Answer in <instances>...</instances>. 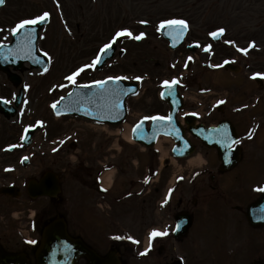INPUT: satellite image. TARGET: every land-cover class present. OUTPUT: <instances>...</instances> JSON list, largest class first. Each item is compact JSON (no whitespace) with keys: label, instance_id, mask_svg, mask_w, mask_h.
<instances>
[{"label":"rangeland","instance_id":"374dc122","mask_svg":"<svg viewBox=\"0 0 264 264\" xmlns=\"http://www.w3.org/2000/svg\"><path fill=\"white\" fill-rule=\"evenodd\" d=\"M207 1H209V5L205 6ZM59 5L57 7L56 0H10L9 4L0 13V17L2 16L7 22H10L12 17L17 19L32 17L45 10H50L51 13L50 22L42 32V38L39 42V49L50 54V68L45 74L36 71L24 73L25 83L30 85L31 88L26 93L23 105L19 108V119L14 117L8 120L0 116V144L15 141L17 138V144H21L19 138L24 127L32 125L38 120L50 123L47 129L56 135L63 132L68 134L67 132L76 127H82L84 130L77 131L73 137L69 136L67 143L58 152L54 149L50 150L52 145L44 142L45 137L43 135L36 137L37 144L35 147L26 148L23 146L18 151L17 156L19 154L23 155L24 150L34 152L36 155L33 154V168L28 171L26 169L22 170L24 166L16 162L14 168H17L18 175L12 174V178L16 175L14 180L17 182L27 181L28 177L32 175H36L35 177L38 179L41 173L46 170L55 171L56 173L60 171L62 191L56 200L39 198L34 200L33 204H30L31 199L24 192V188L22 189L24 194L19 200L0 196V216H4V218L22 216L26 221L29 215L27 208L34 207L37 210V217L52 218L60 214L67 220L71 233L81 234L85 233L83 231L84 226L86 228L91 226V223L88 222L89 213L94 208L95 203L98 202L105 206L102 212L104 224H108V220L112 219L120 222V224L112 226L92 225L93 227L90 231H87L88 233L107 234L111 231L133 232L142 235L146 228L154 229V225L159 224L158 218V221H156V212L152 210L154 208L153 199L162 196L172 175L202 166L203 159L197 158L201 152L203 153L201 148L198 149V155L196 154L187 161L174 162L165 158L162 164L166 166L167 170L163 169V175L161 176L163 181L159 185L153 184L154 187L150 195L141 196L142 198L146 197L145 201L142 198L129 197L125 201L117 202L114 199L115 196L122 197L128 189L133 190L132 188L142 186L140 182L136 184L134 181L140 180L141 175H144L145 172L144 165L141 163L138 167L133 161L134 158H131L133 154H129V150H123L122 155L115 161V164L119 167V183L114 184L112 194L108 195V199L100 198L92 187V182L99 168L97 160L103 156L110 145V141L104 139L105 134L103 133L102 138L96 143L98 134L87 128V125L82 121L64 118L56 120L52 104L59 101L72 88L73 84L66 80V76L71 75L74 70L83 65L90 64L98 47L107 42L116 30L124 27L129 28L134 35L143 32L146 36L140 41L132 38H124L119 41L116 44L114 58L107 61L100 71L92 68L85 69L76 78L77 83H85L94 79L99 80L107 76H127L130 80H136L135 77L137 76L143 77V80L140 81L142 85L140 96L129 99V109H133L136 115L138 113L151 114L157 110L166 109V106L162 105L158 97L164 80H171L175 76L180 77L183 81L182 90H188L189 95L200 99L202 95L199 93L202 91L200 87H205V109H208V106L215 99L217 101L225 100L223 112H214L215 119L229 116L234 119L243 133L245 132L244 134L247 137L243 142V145H245V160L258 162L259 165L262 164V161L264 162V94L254 91L257 89L256 85L247 79L251 70L232 75L228 71L214 68L211 65H218L223 55L219 56L218 54V57H216V45L209 54L212 59L205 58L204 51L205 43L210 42L207 32L219 25H225L229 30L228 38L230 37V41H235V45L239 48L244 47L249 39L256 42L257 47L250 51L255 55L251 56L248 53L247 56L252 57L249 58L250 62L253 61L251 63L255 61L264 68L263 57L260 58L262 60L256 61L260 56L257 50L262 49L264 54V1L59 0ZM208 6L209 9L205 10ZM174 15L185 16L193 23V27H191L187 36V43L194 40L202 43L203 49L201 47L196 55L191 54L185 46L172 52L168 47V41L162 37L159 31V23L162 19L175 17ZM141 20H147L149 23L141 24ZM230 50H227L226 54L231 53ZM190 56L193 57L192 62L195 65L193 67L197 70V74L193 78L190 76L191 73L186 74V68L184 67L185 63H189L187 58ZM213 58L215 60L212 64L210 61ZM244 61L247 62L245 59ZM249 90L254 91L252 96H249ZM208 91H212V94L207 95L206 92ZM221 96L225 97L221 98ZM226 96L228 97L226 98ZM257 97H260V100L254 105ZM209 109L215 108L209 106ZM252 128H255L256 131H253ZM249 133H252L251 139H249ZM74 139L78 142V146L72 149L68 143L74 141ZM161 143L165 147L171 144L164 139ZM38 148L40 149L35 151ZM154 152L148 150V154L146 153V155L151 156L150 160L156 158ZM140 157L145 159L147 156L143 154ZM241 163L235 171L224 175L218 180L219 189H212L210 187L212 182L209 178L204 177L194 187H186L190 185L189 183L183 185L178 191L177 198H175V205L178 198L182 196L181 192L185 194L187 202H191L195 197L198 202L204 203L208 207L215 206L214 203L222 202L225 204L224 218L229 219L222 222V229L219 232L228 235L226 245L227 248L233 251V254L225 255L223 259L221 255L214 252V249L206 251L209 245L218 246V240L210 232L204 230L202 232L204 241L201 242L199 248L200 255L205 254L203 264H248V260L253 258L248 253V246L245 245L244 238L241 236L235 237L233 234L235 230L233 227L238 223L239 215L235 214L231 206L235 203L247 202L250 197L248 193H244V189L248 185H253L251 183L246 186V181H249L247 173L243 172L246 170V164L243 161ZM257 164L249 169V174L252 176V172L255 173L254 177L260 180L261 178L256 176H263L264 169ZM19 171L26 173H20L23 178ZM6 180H2V182L6 183ZM254 181L256 180L254 179ZM157 187L162 189L157 191ZM106 205H110V208H106ZM79 209L83 212V218L80 219L77 215ZM214 209L217 212L222 211L219 208L214 207ZM80 223L83 225H80ZM200 225L201 228L198 230L204 229L205 218L201 220ZM8 229L5 228L3 231L6 232ZM8 237L9 234L7 233L6 238ZM262 239L255 242L258 247L255 254L264 258V241ZM15 242L9 244V246L15 247ZM238 250L240 251L239 254L235 252H239ZM134 264L153 263L135 262Z\"/></svg>","mask_w":264,"mask_h":264},{"label":"water","instance_id":"95a60500","mask_svg":"<svg viewBox=\"0 0 264 264\" xmlns=\"http://www.w3.org/2000/svg\"><path fill=\"white\" fill-rule=\"evenodd\" d=\"M180 42L181 39L176 43L179 44ZM18 66L21 68L23 65L20 63ZM108 87H119L123 90L134 91H128L126 95H122L120 97L123 106L119 110H116L112 107L111 99L96 95L99 92V89L95 86L87 89L83 87H75V89L71 92L72 95L68 94L67 97L60 101L59 109H63L64 107L65 109H63V112L118 124L124 119L126 114L125 98L128 94L136 93V86L120 81L118 84L110 82ZM81 94H83V96ZM3 110L7 116H10L11 113L15 112L14 109L9 108ZM175 113L176 110L172 109L171 115L173 118L175 117ZM110 117L116 118L113 119ZM174 123L175 119H173L172 123H169L168 121H154L149 130H146L144 124V136H140L139 140L151 145L157 134L172 133ZM217 147L220 148L219 143H217ZM228 148L229 147H225L222 144L221 149L223 152L219 149L221 157L230 152ZM235 152L236 154L234 155V158L226 160L230 162H225L223 168H231L237 164L241 156L240 148ZM44 182H46V180ZM39 190L41 193L44 191V193L55 194L59 188L58 186H55L51 190L49 187L45 186ZM260 207H264V194L259 201L250 206L248 216L252 218L251 213H253V209H259ZM83 254L91 257L92 252L81 242V240L71 238L67 233L65 221L61 218H57L44 228L41 244L37 251V264H77L79 256ZM92 260L93 264H113L110 261H104L99 258H92ZM0 264H29V262L23 255H7L0 253Z\"/></svg>","mask_w":264,"mask_h":264},{"label":"snow or ice","instance_id":"6c2138e0","mask_svg":"<svg viewBox=\"0 0 264 264\" xmlns=\"http://www.w3.org/2000/svg\"><path fill=\"white\" fill-rule=\"evenodd\" d=\"M5 0H0V5L4 4ZM56 4L57 7H59V0H56ZM50 13L45 11L40 15H37L35 18H30V19H23L20 22H18L15 27H13L11 29V32L15 35L17 33H20L22 30L29 28V26H35L38 24H43L45 21H47L50 18ZM62 15V13H61ZM141 24H148L149 21L147 20H141L140 21ZM189 22L185 19H165L163 21L160 22L159 28L161 30L168 28V29H172L176 32V36L174 38H181L186 34V31L189 29ZM0 31H2V29H0ZM35 29L33 28L31 31L29 32H25L24 36L17 41V45H16V51L13 52L11 49H9V53L8 55L10 56H20V55H24V56H31L33 59H35V43H34V39H33V35H34ZM226 32V29L221 27L215 31H212L209 33V35L213 38H220L222 37ZM172 31L169 32V35H172ZM146 36L145 33L141 32L138 35H134V33L127 28L121 29L117 32H115L112 40L109 43H106L103 45V47L99 50V54L96 56V58L90 63V64H86L83 65L82 67H80L79 69H77L75 72H73L71 75L66 76V80L70 81L73 85H75L77 83V77L85 71V69L88 68H95L97 65L103 63V56L107 54L108 51L111 50L113 44L116 43V41L120 38H132L136 41H140L142 39H144ZM227 43L229 44H235V41H227ZM257 47V44L255 41H251L249 43V45L247 47H240L238 48V51L241 52L244 55H248L249 51L251 49H254ZM212 49V45L208 44L204 47V51L205 52H209ZM43 55L45 57H48L49 59H51L50 54L48 52H44ZM5 59H8V56L4 57ZM188 61H192L193 57H188L187 58ZM40 62V61H37ZM225 63H228V61H225ZM212 67H221V65H211ZM174 67V65H173ZM185 68L188 67V64L185 63L184 65ZM45 72L48 71V68L45 67L44 69ZM261 75H264L262 73H255L254 77H259ZM129 79V77L127 76H109L106 79L103 80H95L92 82V84H84L82 85L83 88H90L95 86L97 89H99V92L96 95H99L101 97H105L108 99L112 100V107L116 110H119L120 108H122L123 104L122 101L120 100V97L122 95H126L128 91H134V90H123L120 89L119 87H108L109 83H115L118 84L121 80H127ZM136 80L141 81L143 80V77L141 76H137L135 77ZM180 79L179 78H172L171 80H164L163 81V87L165 89H167V92H161L160 95L161 97H164L165 95H173L175 93V87L176 85H178L180 83ZM26 87H28L26 85ZM69 95H72V93H69ZM83 96V94H81ZM64 98L61 97V100H63ZM60 101H56L52 104V108L56 109L58 104ZM10 103V101H9ZM218 104H224L226 103L225 100H219L217 102ZM60 113L57 112V115H59ZM91 114V113H89ZM110 118H116V117H110ZM173 116L172 115H153V116H146L143 117L133 128V132L137 135V136H142L143 132H144V121L145 120H151V121H168L169 123H172L173 121ZM39 124H43V121L38 122ZM32 127V126H29ZM27 131V130H26ZM215 133L220 135V142L225 146V147H230L232 144H236L238 143V141L233 140L231 138V136L228 133L227 128L225 127L224 129H215L214 130ZM252 138V133H249V139ZM25 139H27V136H25ZM14 147V146H13ZM179 179H183V177H180ZM259 191H264V188H259ZM105 191H107V189H105ZM165 203H167V201H165ZM257 213H258V218L264 220V207H260L259 209H257ZM179 225H177V230H179ZM169 233L167 231H163V230H159V229H154L153 231H151V233L149 234V240H150V244H149V248L151 247V242L154 241L156 238L158 237H164L167 236ZM129 239H131V237H129ZM137 243H139V241H136ZM34 243V241H33ZM149 251V249H145V253Z\"/></svg>","mask_w":264,"mask_h":264},{"label":"flooded vegetation","instance_id":"af4514ba","mask_svg":"<svg viewBox=\"0 0 264 264\" xmlns=\"http://www.w3.org/2000/svg\"><path fill=\"white\" fill-rule=\"evenodd\" d=\"M251 1V0H250ZM262 1V0H259ZM3 95H6V93H3ZM205 150V147H204ZM224 175L220 176L223 177ZM218 179L212 180V184L210 187L212 189L216 190L218 189ZM215 184V185H214ZM178 205L172 206L173 204H169V209L167 210L165 217L169 215V211L172 212V210L177 211V207L179 209L183 210H188L191 211L193 216L198 220L199 216L202 215H207V211L209 208H199V203L196 202L193 207H191L189 204H186L183 206V202L177 203ZM203 209V210H201ZM173 212V213H174ZM173 227V226H172ZM216 227L218 230L221 229V223L218 221L216 223ZM261 230V229H259ZM264 230V229H262ZM169 234L164 237H158L154 241H152V247H155V252H156V258H155V264H166L168 262H172L178 258H182L185 264H192L193 261V241L194 237H196V232L193 230L192 232L184 235L183 237L177 239L174 235V233L171 232V230L167 231ZM5 242L8 244H11L13 242V237L6 238L4 237ZM128 238H120L117 237L115 239L110 240L109 245L107 243L105 244H94V247L99 251L100 253H106L107 251L109 252L110 250H116L121 256H135L137 249H135V246L131 245L129 241L127 240ZM109 242V241H108ZM107 245V246H106ZM107 248V250H105ZM126 264H134V262H128L125 259Z\"/></svg>","mask_w":264,"mask_h":264},{"label":"bare ground","instance_id":"6f19581e","mask_svg":"<svg viewBox=\"0 0 264 264\" xmlns=\"http://www.w3.org/2000/svg\"><path fill=\"white\" fill-rule=\"evenodd\" d=\"M126 137H127L128 140H131V137H130V134H129V133H127ZM160 144H161V143H160ZM111 176H112V172H108V173L105 175V181H106L107 183H110V182H111Z\"/></svg>","mask_w":264,"mask_h":264}]
</instances>
